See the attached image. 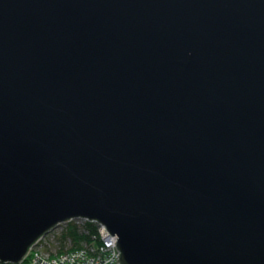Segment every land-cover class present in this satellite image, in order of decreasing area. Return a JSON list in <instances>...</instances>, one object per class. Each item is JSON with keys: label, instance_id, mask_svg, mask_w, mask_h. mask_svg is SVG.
Returning <instances> with one entry per match:
<instances>
[{"label": "water", "instance_id": "95a60500", "mask_svg": "<svg viewBox=\"0 0 264 264\" xmlns=\"http://www.w3.org/2000/svg\"><path fill=\"white\" fill-rule=\"evenodd\" d=\"M78 217L264 264V0H0V262Z\"/></svg>", "mask_w": 264, "mask_h": 264}, {"label": "bare ground", "instance_id": "6f19581e", "mask_svg": "<svg viewBox=\"0 0 264 264\" xmlns=\"http://www.w3.org/2000/svg\"><path fill=\"white\" fill-rule=\"evenodd\" d=\"M84 224L82 232V237H88L89 240L85 241L87 244H98L101 247H107L112 244L115 245L112 253H116L118 242V235H112L111 232L107 229V227L100 223L97 220H89L85 218H71L64 222L58 223L46 233L41 235L31 246H29L26 254L23 258L25 264H62L61 261L55 262L53 255L59 256L64 254L66 260H72V252L70 253L69 246L71 245L72 240L65 238L67 230L73 228V225ZM64 238V239H63ZM74 250V249H73ZM78 253V262H74L73 264H97V260L91 254L86 252H80L76 250ZM75 252V251H74ZM120 253V251H119ZM121 254V253H120ZM117 258H115L114 262L116 264ZM121 264V262L119 261Z\"/></svg>", "mask_w": 264, "mask_h": 264}, {"label": "built area", "instance_id": "2783aa9c", "mask_svg": "<svg viewBox=\"0 0 264 264\" xmlns=\"http://www.w3.org/2000/svg\"><path fill=\"white\" fill-rule=\"evenodd\" d=\"M115 247V245H108L107 247H101L100 245H91V247H89L88 245L85 246L84 249H82L80 252H86L88 254H91L92 256L95 257V259L97 260V264H115L114 260L115 258H117L116 264H120L119 263V257H120V253L117 250L116 253H112L113 248ZM78 253L74 252L72 253V260H66V258L64 257V254H61L59 256H55L54 252H53V257L55 262L57 261H61L62 264H73L74 262H78L80 260H78Z\"/></svg>", "mask_w": 264, "mask_h": 264}, {"label": "trees", "instance_id": "16d2710c", "mask_svg": "<svg viewBox=\"0 0 264 264\" xmlns=\"http://www.w3.org/2000/svg\"><path fill=\"white\" fill-rule=\"evenodd\" d=\"M85 226L86 225L84 224L80 226L73 225L72 229L67 230L66 232L67 234L65 238L72 240L71 246H70L71 249L78 246L81 242H85L89 240L88 237H85V238L82 237V232H83L82 229H84ZM0 264H3V263L0 262Z\"/></svg>", "mask_w": 264, "mask_h": 264}, {"label": "rangeland", "instance_id": "374dc122", "mask_svg": "<svg viewBox=\"0 0 264 264\" xmlns=\"http://www.w3.org/2000/svg\"><path fill=\"white\" fill-rule=\"evenodd\" d=\"M81 225H83V223L81 224ZM76 226H80V224H77ZM89 247H91V245H93V244H87ZM94 245H97V244H94ZM71 246V245H70ZM70 246H69V248L67 249V250H69L70 251V253L72 252V253H74V251L77 253V251L76 250H79V251H81L82 249H84L85 248V246H86V243L85 242H81L78 246H76L75 248H70ZM99 246V245H98ZM74 249V250H73ZM6 264H10V263H6ZM20 264H25L24 263V261H22Z\"/></svg>", "mask_w": 264, "mask_h": 264}]
</instances>
